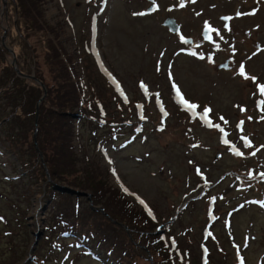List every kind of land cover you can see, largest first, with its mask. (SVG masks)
Segmentation results:
<instances>
[{
    "label": "rangeland",
    "instance_id": "1",
    "mask_svg": "<svg viewBox=\"0 0 264 264\" xmlns=\"http://www.w3.org/2000/svg\"><path fill=\"white\" fill-rule=\"evenodd\" d=\"M7 1L0 0L1 42L8 36L22 54L29 37L47 73L43 41L56 38L83 98L102 113L103 92L126 111L129 121L115 130L76 122L79 164L95 173L98 167L105 184L154 221L184 264H264V111L257 105L264 100V0H184L183 7L181 0H39L42 29L22 18L14 25ZM168 15L192 44L163 25ZM226 59L227 67L219 66ZM205 109L211 111L202 116ZM5 144L0 134V264L31 261L38 231L34 250L44 238L45 264H100L95 252H77L71 239L60 248L48 245L50 204L42 184L34 185L21 226L16 208L25 206L28 184L15 192L18 163ZM72 187L86 192L73 194L77 199L93 200L89 189Z\"/></svg>",
    "mask_w": 264,
    "mask_h": 264
},
{
    "label": "trees",
    "instance_id": "2",
    "mask_svg": "<svg viewBox=\"0 0 264 264\" xmlns=\"http://www.w3.org/2000/svg\"><path fill=\"white\" fill-rule=\"evenodd\" d=\"M10 4L16 11L14 25L18 27L17 22L22 18L30 27L42 29L45 22L41 17L43 11L39 0H8L7 5ZM7 5L5 13L8 19ZM6 26L3 31L10 26L9 22ZM7 38L5 44L0 40V134L6 141L5 147L12 151L18 163L17 177L20 181L14 183L15 192L20 193L23 185L28 184L26 191H23L25 206L18 205L16 208L21 226H24L22 217L26 214L30 197L36 193L34 185L42 184L44 196L50 204L48 237L52 239L48 241L49 246L60 248L67 239H71L74 246L81 247L77 252H95L100 264H141L144 259L147 264H184L155 233L156 224L151 218L134 208L115 188L105 184L99 176L101 170L98 167L95 173L78 162L74 143L76 122L79 121L80 126L86 123L87 126L99 124L106 129H119L129 121L126 111L121 110L120 100L115 97L110 99L100 92L98 97L104 105L102 113L94 103L85 100L71 59L56 38L46 37L43 41L42 37H38L45 44L44 62L48 74L41 68L37 58L39 54L29 37L22 39V54ZM10 49L15 54L20 73L11 62ZM28 74L34 77L25 76ZM36 79L42 80L47 91L38 108V148L35 147L33 135L36 102L44 88ZM25 142L27 145L23 146ZM39 152L44 157L51 181H47ZM82 170L86 176L77 178L75 174ZM56 184L89 189L93 204L101 205L104 201V212L92 208L88 201L77 199L72 193L56 189ZM44 242L42 238L31 261L24 264H45L47 244ZM9 263L7 259L5 264Z\"/></svg>",
    "mask_w": 264,
    "mask_h": 264
},
{
    "label": "water",
    "instance_id": "3",
    "mask_svg": "<svg viewBox=\"0 0 264 264\" xmlns=\"http://www.w3.org/2000/svg\"><path fill=\"white\" fill-rule=\"evenodd\" d=\"M4 3H5V0H4ZM163 25H165V26L168 28V30L171 31L173 34L178 35V36L181 38V40H183V41H185V42H188V43H190V44L193 43V38H192L191 36L184 35V34L181 32L180 24L178 23V21L176 20V18H175L174 16L168 15L167 17H165V19L163 20ZM5 31H6V30H5ZM205 32L208 34V35L206 36V38H207V39H210V38H211L210 28H209V27H208V28L205 27ZM4 35H5V34H4ZM204 35H205V33H204ZM4 39H5V37L3 36V37H2V42L5 44V40H4ZM10 51H11L12 54H13V58H12L11 62H12V64L14 65V67H15L17 73H20V72H19V69H18V67H17L15 54H14V52H13L12 49H10ZM227 60H228V59H226L223 63H220L219 66H222V65H223V67H227ZM25 76H28V77H34L32 74H28V75H25ZM36 81H37L38 83H40V84L43 86V88H44V92H43V94L41 95V97H40V98L37 100V102H36V119H35V125H36V127H35V130H34L33 135H34L35 147L38 148L37 140H36L38 108H39V103H40L41 100L46 96L47 91H46V87H45L44 83L42 82V80H40V79H36ZM39 157H40L41 163H42L43 166H44V169H45V172H46V175H47V181H51V178H50V175H49L48 168L46 167V164H45V161H44V157H43L42 153H40V152H39ZM55 188H56V189H59V190H62V191H67V192H69V193L76 194V195H84V194H86L85 191H83V190H78V189H76V188H74V187H72V186H70V185H67V184H56V185H55ZM89 198H90V197H89ZM88 201H89V204L91 205L92 208H99L101 211L104 212V208H103V207H100V206H97V205H95V204H93V200H92L91 198L88 199ZM41 232H42V231H38L37 233H34V235H35V241H34V243H33V246H34V247H33V250H32V252H31V255L27 258V259H29V260L32 259V254H33L34 248H35V246L37 245V243H38L40 237L42 236ZM159 232H160V229L155 230V233H156V234H158Z\"/></svg>",
    "mask_w": 264,
    "mask_h": 264
},
{
    "label": "snow or ice",
    "instance_id": "4",
    "mask_svg": "<svg viewBox=\"0 0 264 264\" xmlns=\"http://www.w3.org/2000/svg\"><path fill=\"white\" fill-rule=\"evenodd\" d=\"M191 2L194 3L195 0H191ZM153 4H155V0H153ZM180 6H181V7L184 6V0H181ZM155 10H156L155 7L151 9V11H155ZM144 14H148V13H134V15H144ZM252 14H254V13H252ZM237 15L239 16V15H241V13H237ZM222 19H224V20H229V19H231V18H230V17H222ZM205 27H206V28L209 27V25H208L207 22H205ZM226 27H227V25H226ZM229 30H230V29H229ZM222 66H223V65H222ZM240 74H241V75H244V78H245V79L248 78L247 74H245V72H244V68H243V66H241ZM170 75H171V74H170ZM252 79H253V81H255L257 78L252 77ZM141 87H142V88H146V86L143 84V82H141ZM174 87L177 88V90H178V86L174 85ZM260 91H261V94H264V85H260ZM156 95H159V94H156ZM125 99H127V98L125 97ZM185 103H188V102L185 101ZM257 105H258V107L261 108L262 111H264V100L258 101V102H257ZM139 107L142 109L143 106L140 105ZM188 107H189V108H192V109H195L196 107H198V105H194V104L188 103ZM242 110H243V109H242ZM210 111H211L210 109H205V110H204V113H202L201 115H202V116H206L207 113L210 112ZM221 119H223V117H221ZM249 119L251 120L252 117H249ZM261 119H264V116H261ZM225 123H227V121H225ZM243 123H244V122L241 121L240 124L238 125V127H241V126L243 125ZM161 130H162V129H161ZM245 147H251V142H250L249 140H247V139H245ZM261 147H264V146H261ZM257 150H259V149H257ZM237 154L242 155V153H239V152H238ZM252 155H255V152H253ZM262 175H264V174H262ZM125 191H128V190L125 189ZM213 199H214V198H213ZM140 203H141V204H145V202H144L143 200H140ZM262 206H264V204H262ZM145 207H147L146 204H145ZM149 214H150V215L152 214L150 210H149ZM2 219H3V218L0 217V220H2Z\"/></svg>",
    "mask_w": 264,
    "mask_h": 264
},
{
    "label": "flooded vegetation",
    "instance_id": "5",
    "mask_svg": "<svg viewBox=\"0 0 264 264\" xmlns=\"http://www.w3.org/2000/svg\"><path fill=\"white\" fill-rule=\"evenodd\" d=\"M263 198H264V194H263Z\"/></svg>",
    "mask_w": 264,
    "mask_h": 264
}]
</instances>
